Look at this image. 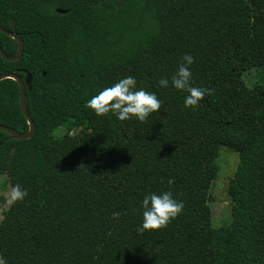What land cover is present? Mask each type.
<instances>
[{
	"label": "trees",
	"instance_id": "16d2710c",
	"mask_svg": "<svg viewBox=\"0 0 264 264\" xmlns=\"http://www.w3.org/2000/svg\"><path fill=\"white\" fill-rule=\"evenodd\" d=\"M10 6L0 0V24L12 29L15 19L24 49L14 61L0 54V74L31 73L35 131L16 139L0 130V171L27 192L0 221L7 264H264V83L243 79L264 64V0ZM0 45L17 52L1 31ZM185 53L194 58L192 84L211 90L194 110L183 106L184 93L157 83ZM127 75L161 100L157 114L119 121L86 107ZM0 123L29 129L11 78L0 80ZM222 146L239 164L227 187L232 221L216 227L209 201ZM169 190L182 212L163 229L138 233L143 196Z\"/></svg>",
	"mask_w": 264,
	"mask_h": 264
},
{
	"label": "clouds",
	"instance_id": "9594fccd",
	"mask_svg": "<svg viewBox=\"0 0 264 264\" xmlns=\"http://www.w3.org/2000/svg\"><path fill=\"white\" fill-rule=\"evenodd\" d=\"M193 63L191 53L183 54L176 62L172 75L161 77L157 83L161 88L170 86L184 93L183 106L194 110L211 90L192 84L190 67ZM161 103L154 92L138 87L136 78L127 75L91 96L86 101V107L98 117L111 114L119 121L135 120L143 123L150 115L157 114L161 109ZM172 183L173 180L169 178L167 184L170 186ZM26 195V190L16 185L11 191L10 200L13 203L22 201ZM182 209L183 203L176 200L170 190L158 194L147 193L140 201L141 221L136 231L142 234L149 230L163 229L182 212ZM117 215L118 213H113V217ZM0 264H7L6 258L2 255Z\"/></svg>",
	"mask_w": 264,
	"mask_h": 264
},
{
	"label": "rangeland",
	"instance_id": "374dc122",
	"mask_svg": "<svg viewBox=\"0 0 264 264\" xmlns=\"http://www.w3.org/2000/svg\"><path fill=\"white\" fill-rule=\"evenodd\" d=\"M244 81L252 86L254 83H264V64L251 67L243 73ZM61 132H65V127L60 128ZM60 129L57 133H60ZM72 133L77 132V129L72 130ZM219 167L218 175L212 183L210 190L209 205L212 209L213 225L216 227L227 226L232 221L230 211L231 200L227 193L229 180L233 177L238 164V154L233 152L229 147L222 146L219 150V155L216 160ZM13 186L9 182L7 173L0 171V221L3 213L13 203L10 200V194ZM126 258L124 256L122 259Z\"/></svg>",
	"mask_w": 264,
	"mask_h": 264
},
{
	"label": "water",
	"instance_id": "95a60500",
	"mask_svg": "<svg viewBox=\"0 0 264 264\" xmlns=\"http://www.w3.org/2000/svg\"><path fill=\"white\" fill-rule=\"evenodd\" d=\"M10 3H11L10 8L12 9L13 8V0H10ZM56 10H57V12H60V13L67 12V10L62 9V8H57ZM11 26L13 29H6L0 24V31L5 33L6 35H9L10 37L14 38L17 41V43H18L17 52L15 55L9 56L5 53L2 46L0 45V54L6 60L14 61V60H17L20 58V56L23 52V49H24V41L18 35V33L15 29V20L14 19L11 20ZM5 78L14 79L15 81H17V83L19 85L20 106H21V109H22L25 117L27 118V121L29 124V129H28V131L21 132V131H18L16 129H14L13 127H10L6 124L0 123V130L6 131L7 133H9L11 138H16V139L30 138L35 131V122H34L32 116L30 115V113L28 111L27 102H26V93H27V89L28 90L31 89L32 75L30 72H26V77L23 78L20 76V74L14 73V72L0 74V80L5 79Z\"/></svg>",
	"mask_w": 264,
	"mask_h": 264
},
{
	"label": "flooded vegetation",
	"instance_id": "af4514ba",
	"mask_svg": "<svg viewBox=\"0 0 264 264\" xmlns=\"http://www.w3.org/2000/svg\"><path fill=\"white\" fill-rule=\"evenodd\" d=\"M14 19V18H11V20ZM15 20V19H14ZM11 22V21H10ZM11 24V23H10ZM13 29V28H12Z\"/></svg>",
	"mask_w": 264,
	"mask_h": 264
}]
</instances>
